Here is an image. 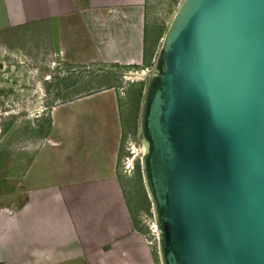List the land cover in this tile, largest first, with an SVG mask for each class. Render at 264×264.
I'll list each match as a JSON object with an SVG mask.
<instances>
[{"label": "water", "instance_id": "obj_1", "mask_svg": "<svg viewBox=\"0 0 264 264\" xmlns=\"http://www.w3.org/2000/svg\"><path fill=\"white\" fill-rule=\"evenodd\" d=\"M161 264H264V0H181L145 86Z\"/></svg>", "mask_w": 264, "mask_h": 264}, {"label": "crops", "instance_id": "obj_2", "mask_svg": "<svg viewBox=\"0 0 264 264\" xmlns=\"http://www.w3.org/2000/svg\"><path fill=\"white\" fill-rule=\"evenodd\" d=\"M22 1L16 5L28 4L38 19H47L54 55L66 63L127 66L151 54L146 0ZM119 88L88 90L50 106L47 133L17 175L20 201L0 210V263H115L144 256L117 171Z\"/></svg>", "mask_w": 264, "mask_h": 264}, {"label": "rangeland", "instance_id": "obj_3", "mask_svg": "<svg viewBox=\"0 0 264 264\" xmlns=\"http://www.w3.org/2000/svg\"><path fill=\"white\" fill-rule=\"evenodd\" d=\"M3 1L0 0V210L17 206L20 201L17 175L47 133L50 106L88 90L117 84L123 121L117 171L132 226L145 251L142 258L132 262L84 264H161L155 221L139 159L143 152L139 116L161 37L181 0L145 1L146 49L151 54L141 63L89 67L74 66L54 55L49 23L47 19H38L32 6L16 5L18 0H9L7 5ZM134 71L143 75L128 77ZM133 146L135 166L125 171L121 160Z\"/></svg>", "mask_w": 264, "mask_h": 264}, {"label": "built area", "instance_id": "obj_4", "mask_svg": "<svg viewBox=\"0 0 264 264\" xmlns=\"http://www.w3.org/2000/svg\"><path fill=\"white\" fill-rule=\"evenodd\" d=\"M135 155L136 154H134V151H133V149L131 150V148L129 149L128 153L123 155L121 161H122L123 169L125 171H130L131 169L134 168V166H135V163H134ZM142 155H143V152L141 151V154L139 155L140 161L142 159Z\"/></svg>", "mask_w": 264, "mask_h": 264}, {"label": "bare ground", "instance_id": "obj_5", "mask_svg": "<svg viewBox=\"0 0 264 264\" xmlns=\"http://www.w3.org/2000/svg\"><path fill=\"white\" fill-rule=\"evenodd\" d=\"M129 74H131V75H129L128 77H130V76H132V77H134V76H136V77H139V76H141V75H143V72H130ZM143 142V148H142V150H143V152L145 151V149H146V142L145 141H142ZM133 151H135L136 150V148L133 146ZM155 228H156V224H155ZM156 232H157V229H156ZM157 237H158V235H157Z\"/></svg>", "mask_w": 264, "mask_h": 264}]
</instances>
